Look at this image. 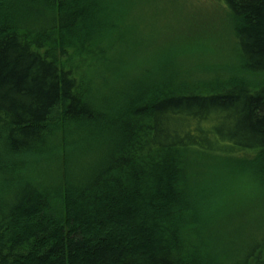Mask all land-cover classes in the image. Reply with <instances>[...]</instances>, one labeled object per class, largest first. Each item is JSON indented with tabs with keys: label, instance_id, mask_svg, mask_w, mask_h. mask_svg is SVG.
Instances as JSON below:
<instances>
[{
	"label": "trees",
	"instance_id": "16d2710c",
	"mask_svg": "<svg viewBox=\"0 0 264 264\" xmlns=\"http://www.w3.org/2000/svg\"><path fill=\"white\" fill-rule=\"evenodd\" d=\"M109 1L0 0V264H264V0H213L231 49Z\"/></svg>",
	"mask_w": 264,
	"mask_h": 264
},
{
	"label": "rangeland",
	"instance_id": "374dc122",
	"mask_svg": "<svg viewBox=\"0 0 264 264\" xmlns=\"http://www.w3.org/2000/svg\"><path fill=\"white\" fill-rule=\"evenodd\" d=\"M84 3H86V5L89 6V3L93 2L92 0H83ZM179 1V0H177ZM215 1V0H214ZM213 0H180L179 2H176L175 4H170V3H165L163 2H158V1H154L152 2V4H150L148 7H142L141 5H137L136 8L138 9L136 11H131L130 10V6L128 7H122V9L124 8V10H128V15L127 16H123L122 17V23H125L128 25H130V20H136V23L134 24V26L137 27H142V32H141V38H145V39H155L157 37V35L159 37H157V39H162V42L164 44H167L168 42H172V40H174L177 35L180 33V31H182V28H187V24L182 21V17L187 16V20L188 18L191 17L192 18H200V22H201V27L203 28V30L207 31L203 33L202 39L203 42L202 44L209 47V48H216V41H221V44L224 42L226 48L231 49L232 45H233V38L232 36L226 35L224 34L222 36L221 34V28H222V32L226 33V27L222 24L220 26V23L218 22L219 19V15L221 16L222 14V7H220L218 4H216ZM97 7L98 9H93L92 6H89V10L92 9L91 14L93 16H95L96 18H100L102 17V15L104 14L102 12V8H105L107 6H109L110 1L109 0H105L102 2H98L97 3ZM122 4V2H121ZM126 6V5H125ZM121 7V5H120ZM91 8V9H90ZM121 9V8H120ZM198 10L195 11V10ZM115 14H120V11H115ZM205 21V22H204ZM216 22H218L216 24ZM132 27V24L130 25ZM220 31L219 35L216 34V32ZM130 27V28H131ZM133 28V27H132ZM131 30V37H134V33H132ZM193 30V28L191 29ZM135 33L138 31H134ZM130 33V31H129ZM129 36V35H128ZM132 39V38H131ZM166 42V43H165ZM220 44V45H221ZM205 50H209V52L211 51L208 48H205ZM227 57L229 58V60H234V57L232 55V53L230 54H226ZM182 57L177 58L176 60H174L175 62L177 60L182 61ZM188 60H185V63H187ZM168 69V68H166ZM156 78V77H153ZM232 181H236V183H238L240 180H243L245 177H241V176H233ZM234 177H236V179H234ZM226 178H231L229 177L227 174H224V172H222V174L218 177V179L220 181L216 182L213 186H208L209 189H206L204 191V194H208L211 191H213V188L215 187V185H217V187L221 186L222 189H224V194L219 195L218 199H216L217 201L215 202L214 205H212V207H210L207 203H202L203 205V211H207L206 213H218L220 210H227L228 207V202L232 199V197L230 196V194L228 193V188L230 189V187L228 186V179ZM236 202L237 200H239L236 203V207L241 206L242 204H245L246 198H241L240 197V193L239 190L237 191L236 189ZM232 202H229V204H231Z\"/></svg>",
	"mask_w": 264,
	"mask_h": 264
}]
</instances>
